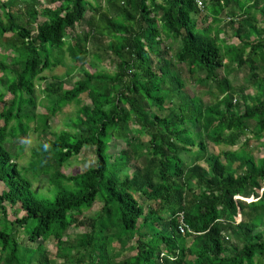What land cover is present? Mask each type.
<instances>
[{
	"label": "trees",
	"instance_id": "1",
	"mask_svg": "<svg viewBox=\"0 0 264 264\" xmlns=\"http://www.w3.org/2000/svg\"><path fill=\"white\" fill-rule=\"evenodd\" d=\"M102 1L0 0L13 55L0 54V264H264V157L247 151L252 132L264 147V0ZM96 38L109 42L91 53ZM65 52L84 68L72 87L44 76ZM91 57L115 72L89 71ZM87 150V169L66 175Z\"/></svg>",
	"mask_w": 264,
	"mask_h": 264
},
{
	"label": "rangeland",
	"instance_id": "2",
	"mask_svg": "<svg viewBox=\"0 0 264 264\" xmlns=\"http://www.w3.org/2000/svg\"><path fill=\"white\" fill-rule=\"evenodd\" d=\"M4 1H6V0H1V2H4ZM27 1L31 2V0H27ZM36 1L42 5L41 7H43V5H45V3H46L45 0H36ZM100 2L103 6H105V4L102 0H100ZM15 11L16 12H22V6L16 7ZM22 14H24V12ZM19 16H22V15L19 14ZM24 18L25 19L23 22L26 23V21H25L26 17L24 16ZM210 18L211 19H209V21H208L209 23L212 22V17L210 16ZM0 19L4 20L6 22V18L4 17L2 8H0ZM43 20H44L43 18H40L39 22H42ZM225 24H226V22H224L222 24V26L227 31L226 33L231 34L230 25L224 26ZM261 26L264 27V25H261ZM35 29H36V26L33 27V30H35ZM77 32L81 33V29L79 28ZM5 37H12V36H5ZM96 40L91 39L90 42L87 44L91 53L97 52V47L101 42H103V44L106 42H109V40L108 41L107 40L100 41L99 38H96ZM176 51H177V48H174V50L172 51V55H174ZM0 54L1 55H7L8 61H10L11 58H13V55L11 54L10 50L2 49V50H0ZM64 57L65 58L63 59V62L61 65H59L56 68H53L50 71L45 72L44 76H46L48 78V81H51L53 79V77H63L67 81V87H72L71 85H73L75 82L83 79L84 68L73 65L69 55L66 52H65ZM91 60H93V61H91L90 63H92L94 66L90 67L88 65L85 67L89 71L92 72L94 70H100V71L103 70V71L110 73V74H113L115 72V67L111 64V59H107L101 63H98L96 60L93 59V57H91ZM243 78H244V73L241 72L240 74H238L232 78V83H234L238 86L242 85L244 83ZM47 84H48V82L37 85V93H38V99H39L38 101L44 99L42 89L44 87H46ZM2 89L3 88L0 87V91H2L5 94L6 101L10 100V95L7 93L6 90H4V89L2 90ZM186 89L192 95H194V94L198 93V91H200L197 84L194 82L191 83V82H189V80L186 82ZM251 94L252 95L256 94V90L254 88L251 89ZM201 96H203V95L201 94ZM86 97H87L86 95H83L82 99L85 101ZM203 97L205 98L206 102L209 101L207 96L206 97L203 96ZM46 104H47L46 102L42 103V105L40 104L41 106L38 107L39 113H45L46 112V109H45ZM76 112H77V106L75 104L67 106L66 108H64L63 111L53 119V121L51 123L53 130H55V131L65 130L67 128L66 122L68 121L69 118L76 117ZM257 134H258V132L257 133H253V132L249 133L248 137L251 139V142L247 147V151L252 153L253 156L258 159V158L264 157V147L261 144H259L260 141H258L256 139ZM242 142H244V139L242 140ZM37 144H38L37 135L33 134V136L31 137V139H30V141H29V143H28V145L24 151L23 158L21 159L22 163H26L27 160L31 157V149L36 148ZM124 147H125V144L121 142V143H119L118 147L112 146L111 151L114 152L115 150L117 151V149L124 148ZM210 148L214 154H220L225 150L237 151L238 149H240L239 146H235L233 148H228V147H222V146L216 147L214 145H210ZM92 158H93L92 152L90 150H87V152L85 151L82 156H79L76 160H73L69 166L65 167L63 169V172L68 176L84 172L87 169L86 167L89 165L88 162ZM3 189H4V186H3V184L0 183V191H2ZM34 189L39 194H45L46 195V191L48 190L46 178L42 177V178L37 179L34 183ZM5 206L7 207L6 209L8 210V213L10 214L11 208H9L7 203L5 204ZM92 210H93V212L99 210V205L98 204L95 205ZM86 214H88V213H86ZM10 216H11L10 219H13L12 215H10ZM82 231H84V230H82V228L73 227L70 230L69 234L71 237H74L76 234L81 233ZM25 241H26V243H28L27 239H25ZM46 247H47V250L49 253L56 252L54 243H48V244H46ZM58 263L61 264V261H59Z\"/></svg>",
	"mask_w": 264,
	"mask_h": 264
},
{
	"label": "built area",
	"instance_id": "3",
	"mask_svg": "<svg viewBox=\"0 0 264 264\" xmlns=\"http://www.w3.org/2000/svg\"><path fill=\"white\" fill-rule=\"evenodd\" d=\"M197 3H198V7L199 8H202L203 7V2L201 0H197Z\"/></svg>",
	"mask_w": 264,
	"mask_h": 264
}]
</instances>
